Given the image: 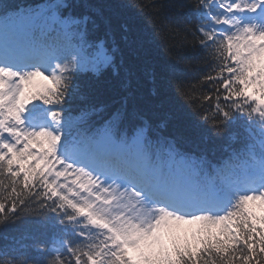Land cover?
<instances>
[{
	"label": "trees",
	"instance_id": "obj_1",
	"mask_svg": "<svg viewBox=\"0 0 264 264\" xmlns=\"http://www.w3.org/2000/svg\"><path fill=\"white\" fill-rule=\"evenodd\" d=\"M54 1L48 14L70 4L81 20L87 16L90 39L103 41L114 57L98 73L78 72L70 81L63 105L30 104L45 116L51 111L63 112L54 121L61 130L60 141L70 146L80 142L82 121L77 109L82 103L96 122L117 116L131 128L151 131L160 138L150 137L155 147L178 145L197 159H229L237 171H255L254 176L264 180V153L257 144L264 136L247 144L241 127L246 124L224 101L219 120L214 118L216 104L211 113L201 112L207 97L215 95L213 78L225 75L224 58L217 46L222 40L209 43L201 39L213 35L204 28L210 20H217L213 0H0V21L20 11H42ZM260 55L256 53L258 58ZM259 111L264 112V107ZM226 113L230 118L225 119ZM53 141L48 139V152L39 164L45 171L54 170L59 183H42L39 191L33 190L35 194L22 193L24 203L19 211L0 212V264H76V256L83 253L100 254L99 264H175V248L162 233L160 254L150 263L129 247L123 237L128 231L123 229L125 215L118 212V199L112 194L99 195L100 202L90 197L84 184L86 174L57 154L53 156ZM0 181V201L7 203L9 177L2 168ZM242 199L236 200L231 211H237ZM94 207L102 214L93 211ZM224 217L204 216L198 223L207 227ZM114 223L120 227L114 229ZM203 239L209 243L206 264H230L231 257H236L231 264H243L239 258L246 248H227L223 229L205 231ZM212 242L218 246L212 247ZM225 250L227 255L222 254Z\"/></svg>",
	"mask_w": 264,
	"mask_h": 264
},
{
	"label": "snow or ice",
	"instance_id": "obj_2",
	"mask_svg": "<svg viewBox=\"0 0 264 264\" xmlns=\"http://www.w3.org/2000/svg\"><path fill=\"white\" fill-rule=\"evenodd\" d=\"M219 8L223 15L216 23L228 28L232 26L228 17L238 12H260L264 10V0H248L247 4L232 0L227 7L221 3ZM201 39L213 43L216 37L207 34ZM262 41L264 31L242 27L217 45L225 60V75L213 78L215 95L207 97L202 113H211L212 105L216 104L218 111L214 118L219 120L221 101L242 100L255 105L254 110L264 107V64L256 57L264 48ZM113 59L103 41L90 39L87 16L81 20L70 4L60 5L59 10L52 9L50 14L20 11L0 21V138L6 136L11 141L0 139V168L9 177L7 203L0 201V212L19 211L24 203L22 193L35 194L33 190L39 191L38 185L42 183L53 186L59 183L55 171L51 168L45 171L39 162L48 152V139L54 138L58 146L60 135L48 128L24 131L22 114L28 105L36 101L49 106L63 105L70 81L78 72L98 73ZM77 111L82 121L80 142L66 150L91 164L94 170L129 181L134 185L131 191L146 200L163 196L184 207L219 209L229 202L231 190L255 175L250 170L237 171L229 159L220 162L197 159L178 145L166 154L153 153L145 129L131 128L124 118L117 116L96 122L82 103ZM61 114V110H56L48 116L55 121ZM202 118L209 120L208 115ZM228 118L230 113L225 114V119ZM57 146L51 148L53 156ZM113 157L126 165L123 171L109 167ZM93 177L99 181L98 176ZM252 193L244 195L237 211L207 227L195 222L197 215H190L192 220H172L166 228L159 224L154 230L160 231L162 238L174 246L175 264H206L209 243L203 239V233L221 229L224 239L229 241L227 248H246V254L239 258L243 264H262L264 191ZM93 211L99 213L95 207ZM162 211L167 215L166 209ZM112 226L120 227L115 223ZM217 246V242H212V247ZM222 254L227 255V250ZM75 260L76 264L92 261L99 264L100 254L83 253ZM235 260L236 257H231L230 264Z\"/></svg>",
	"mask_w": 264,
	"mask_h": 264
},
{
	"label": "rangeland",
	"instance_id": "obj_3",
	"mask_svg": "<svg viewBox=\"0 0 264 264\" xmlns=\"http://www.w3.org/2000/svg\"><path fill=\"white\" fill-rule=\"evenodd\" d=\"M231 22L234 23L236 27L241 29L242 27H252L257 32L264 31V24L257 20L243 22L234 18ZM72 156V161L84 168L85 172L88 174H86V184L90 196L91 192H96L100 196L106 195L107 192H112V196L118 199V212L125 215L124 223L129 228L126 230V226L123 227V229H125L124 231H128L123 237L130 247L137 252L139 257L148 254V260L145 262L150 263L154 261V257L159 255L160 245L162 246V243L158 242V236H160L159 231L154 230L157 225L162 224L166 227L172 220H190L168 214H162L159 217L151 216L147 212L149 210L146 205H144L140 200H137L139 197L133 192H129L127 190L128 193H126L117 185H113V187L106 184H104L103 187L96 185L94 183L95 179L89 174L87 163L73 153ZM114 188L119 192H117ZM133 195L135 196L133 197Z\"/></svg>",
	"mask_w": 264,
	"mask_h": 264
},
{
	"label": "bare ground",
	"instance_id": "obj_4",
	"mask_svg": "<svg viewBox=\"0 0 264 264\" xmlns=\"http://www.w3.org/2000/svg\"><path fill=\"white\" fill-rule=\"evenodd\" d=\"M255 189H257L258 190V187L257 188H255ZM125 230V229H124ZM130 247V246H129Z\"/></svg>",
	"mask_w": 264,
	"mask_h": 264
}]
</instances>
